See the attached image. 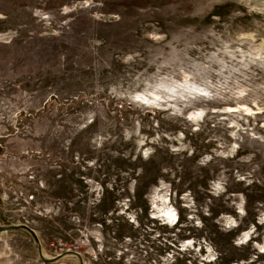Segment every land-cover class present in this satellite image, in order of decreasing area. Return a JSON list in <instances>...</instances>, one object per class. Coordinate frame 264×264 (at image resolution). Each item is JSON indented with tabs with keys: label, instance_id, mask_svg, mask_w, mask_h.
<instances>
[{
	"label": "rangeland",
	"instance_id": "rangeland-1",
	"mask_svg": "<svg viewBox=\"0 0 264 264\" xmlns=\"http://www.w3.org/2000/svg\"><path fill=\"white\" fill-rule=\"evenodd\" d=\"M21 225L49 260L264 264V0H0V227ZM0 264L81 263L15 230Z\"/></svg>",
	"mask_w": 264,
	"mask_h": 264
},
{
	"label": "water",
	"instance_id": "water-1",
	"mask_svg": "<svg viewBox=\"0 0 264 264\" xmlns=\"http://www.w3.org/2000/svg\"><path fill=\"white\" fill-rule=\"evenodd\" d=\"M15 230H25V231L29 232L34 237V239L36 240V243L38 244V247H39L40 257L45 263L58 262L60 259L64 258L65 256L73 254V255L80 258L81 264H84V262L81 259V256L78 253H73V252H67V253L61 255L60 257H58L56 259H52V260L46 259L42 253V245H41L40 240L38 239L35 231L32 230L31 228L27 227V226L21 225V226L0 227V232L15 231Z\"/></svg>",
	"mask_w": 264,
	"mask_h": 264
},
{
	"label": "bare ground",
	"instance_id": "bare-ground-1",
	"mask_svg": "<svg viewBox=\"0 0 264 264\" xmlns=\"http://www.w3.org/2000/svg\"><path fill=\"white\" fill-rule=\"evenodd\" d=\"M163 207V208H161ZM157 208H158V211H159V218H164V221L166 220H169V223H172L171 226L174 225V223L176 222V220L178 219L177 215L174 213L175 211H171L170 210V205L167 206V203L164 201L162 203V201H160L158 204H157ZM157 211V212H158ZM168 222V221H167ZM62 260V259H61Z\"/></svg>",
	"mask_w": 264,
	"mask_h": 264
}]
</instances>
